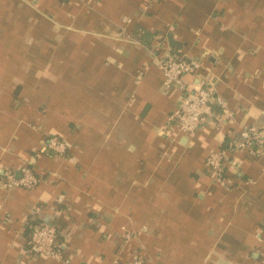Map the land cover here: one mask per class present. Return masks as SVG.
Returning <instances> with one entry per match:
<instances>
[{
  "label": "crops",
  "instance_id": "obj_1",
  "mask_svg": "<svg viewBox=\"0 0 264 264\" xmlns=\"http://www.w3.org/2000/svg\"><path fill=\"white\" fill-rule=\"evenodd\" d=\"M166 49L201 59L183 79L213 81L230 120L168 122ZM243 125L264 127V0H0V170L38 178L0 177V264H264V160L205 169ZM42 220L64 260L29 252Z\"/></svg>",
  "mask_w": 264,
  "mask_h": 264
},
{
  "label": "built area",
  "instance_id": "obj_2",
  "mask_svg": "<svg viewBox=\"0 0 264 264\" xmlns=\"http://www.w3.org/2000/svg\"><path fill=\"white\" fill-rule=\"evenodd\" d=\"M157 58H159L165 88L174 86L181 93L178 107L168 116V122L174 124L179 131L191 133L210 121L224 123L233 117V112L228 108L225 99L217 92L213 81L197 77L195 82L187 83L183 79L186 74L198 73L202 67L201 59L177 56L168 49L157 55ZM46 142L47 146L57 153H63L66 150L65 142L57 136H49ZM241 150L256 159L264 160V127L243 125L237 133L230 134L223 146L206 156V171L221 178L226 162L235 152ZM21 171L22 175L16 178L13 172L0 170V177H4L8 187L31 188L37 184L38 178L30 167L24 166ZM125 237L129 238L130 234L125 233ZM27 247L34 255L64 260L56 227L49 221L42 220L32 227L27 239ZM140 263V259L134 261V264Z\"/></svg>",
  "mask_w": 264,
  "mask_h": 264
},
{
  "label": "water",
  "instance_id": "obj_3",
  "mask_svg": "<svg viewBox=\"0 0 264 264\" xmlns=\"http://www.w3.org/2000/svg\"><path fill=\"white\" fill-rule=\"evenodd\" d=\"M168 40H169V43L171 44V45H174V43L172 42V39H171V37L168 35Z\"/></svg>",
  "mask_w": 264,
  "mask_h": 264
}]
</instances>
